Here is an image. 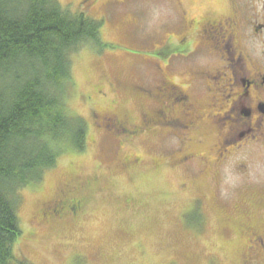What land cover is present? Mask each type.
<instances>
[{
	"label": "rangeland",
	"instance_id": "rangeland-1",
	"mask_svg": "<svg viewBox=\"0 0 264 264\" xmlns=\"http://www.w3.org/2000/svg\"><path fill=\"white\" fill-rule=\"evenodd\" d=\"M58 1L71 12L102 21L106 46L86 44L72 54L66 106L71 116L86 122V147L77 151L63 145L58 164L21 189L17 255L33 264H264V254L247 252L245 237L230 225L264 222L262 138H248L247 146L219 164L218 171L202 173L198 160L189 170L173 166L178 139L168 126H155L122 145L125 136L100 122L105 112L138 123L147 109L157 108L144 88L157 83L156 63L165 64L158 58L161 47L176 35L175 0ZM181 2L189 8L193 0ZM194 3L196 11L224 13L229 0ZM202 57L172 59L166 73L184 82L186 69L217 64ZM197 84L195 100L205 106L203 84ZM217 139L212 129L194 149L205 152ZM136 156L139 164L125 165ZM53 200L83 207L77 215L43 217Z\"/></svg>",
	"mask_w": 264,
	"mask_h": 264
},
{
	"label": "flooded vegetation",
	"instance_id": "flooded-vegetation-1",
	"mask_svg": "<svg viewBox=\"0 0 264 264\" xmlns=\"http://www.w3.org/2000/svg\"><path fill=\"white\" fill-rule=\"evenodd\" d=\"M181 1L175 0L178 8L177 18L173 20L176 35L167 38L161 47L162 56L158 57L165 64L156 63L157 83L144 88V96L155 98L157 108L147 109L138 123L105 112H100L99 119L101 123L108 122L105 127L109 131L117 132L119 137L125 136L120 140L122 145L132 144L142 133H152L155 126H160V130L168 126L167 132H174L172 135L178 139L172 155L173 166L189 170L192 162L198 160L202 173L215 172L219 164L237 153V149L247 146L248 138L259 136V140H264V0H229L224 13L196 11L194 0L189 8ZM173 25L171 22L172 28ZM200 56H204L201 60L206 58L217 64L186 69L184 82L172 80L166 73L172 59L193 62ZM197 82L203 84L205 106H199L195 100ZM110 86L114 88L115 84L110 83ZM212 129L218 136L216 142L205 152L195 150ZM179 131L183 134H178ZM259 131L262 133L258 134ZM230 147L235 151L229 152ZM140 162L141 158L136 156L131 160L127 158L125 165ZM211 182L215 184L216 178ZM186 184L183 190L188 188ZM66 203L49 202L47 214L43 211L42 216L62 218L81 212L82 204L75 207L71 201ZM230 225L245 237L247 252L264 254V222L231 221Z\"/></svg>",
	"mask_w": 264,
	"mask_h": 264
},
{
	"label": "trees",
	"instance_id": "trees-1",
	"mask_svg": "<svg viewBox=\"0 0 264 264\" xmlns=\"http://www.w3.org/2000/svg\"><path fill=\"white\" fill-rule=\"evenodd\" d=\"M101 29L58 0H0V264H33L15 252L21 189L58 164L63 145L86 147V122L66 97L72 54L105 47Z\"/></svg>",
	"mask_w": 264,
	"mask_h": 264
}]
</instances>
